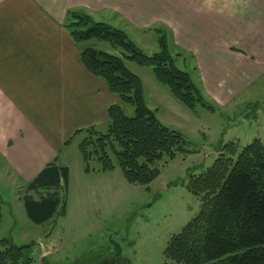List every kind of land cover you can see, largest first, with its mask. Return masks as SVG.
Listing matches in <instances>:
<instances>
[{"label":"crops","instance_id":"crops-1","mask_svg":"<svg viewBox=\"0 0 264 264\" xmlns=\"http://www.w3.org/2000/svg\"><path fill=\"white\" fill-rule=\"evenodd\" d=\"M72 9L142 30L163 24L218 104L264 76V0H0V160L20 189L54 161L70 170L68 140L107 125L120 102L84 66L65 26Z\"/></svg>","mask_w":264,"mask_h":264},{"label":"rangeland","instance_id":"rangeland-1","mask_svg":"<svg viewBox=\"0 0 264 264\" xmlns=\"http://www.w3.org/2000/svg\"><path fill=\"white\" fill-rule=\"evenodd\" d=\"M90 15L126 31L147 52L160 48L155 29H136L126 21L108 18L106 13ZM153 28L165 31L176 65L189 72L202 89L191 56H177L180 51L163 24ZM85 46L120 53L102 41L92 40ZM126 64L141 77L147 106L163 125L183 135L185 149L161 161L159 176L141 185L125 178L112 152V170L100 171V163L93 160L94 170L87 172L79 148L83 136L74 137L61 158L70 167L69 185L63 193L66 213L43 223H35L26 214L19 176L0 160V240L11 238L16 245L25 246L24 255L32 258L31 264H100L116 257L129 264H178L166 261L164 251L170 238L199 213L201 201L188 189L191 177L212 166L229 142L245 146L261 139L264 143V76L226 104H218L205 94L215 110L201 104L191 109L158 82L153 67L129 60ZM121 105L127 116L135 115L133 105ZM107 128L108 124L98 129L106 132Z\"/></svg>","mask_w":264,"mask_h":264},{"label":"trees","instance_id":"trees-1","mask_svg":"<svg viewBox=\"0 0 264 264\" xmlns=\"http://www.w3.org/2000/svg\"><path fill=\"white\" fill-rule=\"evenodd\" d=\"M65 26L78 45H84L81 59L86 69L102 78L120 102L108 109V128L100 131L88 126L68 140L83 136L79 143L85 170H112L115 154L125 178L133 184L148 185L160 174L159 163L174 158L185 149L183 135L163 125L145 101L143 82L127 66L133 61L153 67L155 76L183 104L195 109L198 104L215 110L204 91L189 72L176 65L165 31L159 33V50L141 49L129 34L103 21H96L84 10H69ZM92 40L108 43L119 54L94 46ZM177 56H182L178 53ZM122 103L135 108V115L125 114ZM70 170L54 161L46 165L20 189V199L35 223L51 221L66 213L64 191ZM188 189L201 201L199 213L174 234L164 251L166 261L178 264H264V143L255 139L245 146L236 141L225 144L212 166L193 175ZM0 199V221L3 219ZM24 247L11 238L0 240V264H31ZM102 261L100 264H105Z\"/></svg>","mask_w":264,"mask_h":264},{"label":"water","instance_id":"water-1","mask_svg":"<svg viewBox=\"0 0 264 264\" xmlns=\"http://www.w3.org/2000/svg\"><path fill=\"white\" fill-rule=\"evenodd\" d=\"M105 264H129L127 260L114 258L110 262H106Z\"/></svg>","mask_w":264,"mask_h":264}]
</instances>
